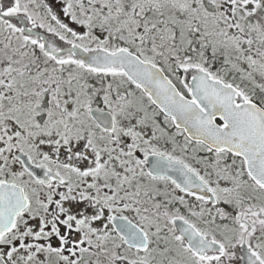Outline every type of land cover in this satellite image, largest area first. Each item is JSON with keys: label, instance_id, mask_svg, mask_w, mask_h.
<instances>
[{"label": "snow or ice", "instance_id": "1", "mask_svg": "<svg viewBox=\"0 0 264 264\" xmlns=\"http://www.w3.org/2000/svg\"><path fill=\"white\" fill-rule=\"evenodd\" d=\"M0 264H264V0H0Z\"/></svg>", "mask_w": 264, "mask_h": 264}]
</instances>
